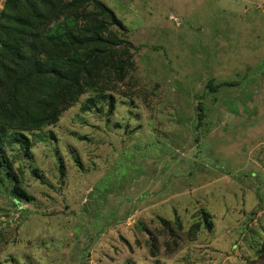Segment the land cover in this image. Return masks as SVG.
Masks as SVG:
<instances>
[{"label": "rangeland", "instance_id": "obj_1", "mask_svg": "<svg viewBox=\"0 0 264 264\" xmlns=\"http://www.w3.org/2000/svg\"><path fill=\"white\" fill-rule=\"evenodd\" d=\"M101 1L134 69L6 150L0 264H264V0Z\"/></svg>", "mask_w": 264, "mask_h": 264}, {"label": "trees", "instance_id": "obj_2", "mask_svg": "<svg viewBox=\"0 0 264 264\" xmlns=\"http://www.w3.org/2000/svg\"><path fill=\"white\" fill-rule=\"evenodd\" d=\"M128 35L101 0H5L0 14V168L5 167L18 198L30 200L14 172L16 160L6 150L20 146L31 156L27 134L56 125L83 95L92 94L84 111L105 99L111 85L134 69ZM209 87L216 91L221 85L211 82ZM199 109L204 112L202 105Z\"/></svg>", "mask_w": 264, "mask_h": 264}]
</instances>
